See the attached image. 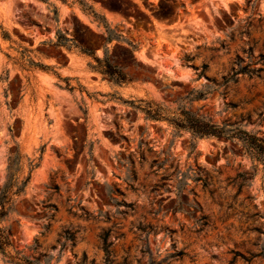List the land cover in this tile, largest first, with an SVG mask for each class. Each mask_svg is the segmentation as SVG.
Segmentation results:
<instances>
[{"label": "rangeland", "instance_id": "obj_1", "mask_svg": "<svg viewBox=\"0 0 264 264\" xmlns=\"http://www.w3.org/2000/svg\"><path fill=\"white\" fill-rule=\"evenodd\" d=\"M106 25L119 44H104ZM57 31L71 49L50 42ZM129 43L133 54L119 46ZM105 46L126 83L94 68ZM260 54L264 0H0V187L16 146L20 180L38 162L0 221L12 233L7 252L40 264H264V163L237 139L195 138L136 108L190 109L264 137V70L197 98L238 59L259 67ZM241 173L254 174L242 187ZM179 180L196 217H207L203 228L174 210ZM0 264L13 263L0 253Z\"/></svg>", "mask_w": 264, "mask_h": 264}, {"label": "trees", "instance_id": "obj_2", "mask_svg": "<svg viewBox=\"0 0 264 264\" xmlns=\"http://www.w3.org/2000/svg\"><path fill=\"white\" fill-rule=\"evenodd\" d=\"M106 30L108 34L104 38V44L112 42L116 40L118 44L121 42V35L112 36L111 30L106 25ZM69 41H72L71 38L66 37L60 31L56 33V40L50 41L56 46H67V48L71 49L72 44H69ZM121 48L133 54V48L131 43L129 46L119 45ZM80 51L88 54L93 55L94 52L91 49L85 47H79ZM99 65L94 66L97 70H99L102 74L107 76L109 80L116 84L126 83L129 79L127 74L117 65H114L108 57L107 48L105 46V57L104 59H99L95 57ZM29 61L39 66L43 70H50L49 65H45L40 62H34L33 60L29 59ZM241 60L238 59L236 64L237 67L232 70L230 74L227 76H223L221 82L218 83L216 87H210L206 89V91H197L198 95L197 98H204L207 94L212 93L215 90L220 89L223 87L226 90V87L230 83H236L240 75H246L248 77L260 76L262 71L264 70V54L259 55L258 63H260L259 67H253L252 64L241 65ZM63 80L67 81L68 78H63ZM69 86V83H67ZM137 109L143 111L147 117L151 119H166L168 120L177 131L187 130L189 131L193 137H209V136H217V137H225L228 139H237L239 140L243 146L245 147L246 151L249 155L259 161L264 163V137L257 135L256 133H252L240 126H229L226 125H219L213 122L211 119H206L202 115H198L197 113L193 112L190 109H182L178 115L170 116L164 113L163 107L159 105H155L152 102H147L144 105H137ZM195 145H192L191 152L194 151ZM22 153L19 148L16 146L11 152H9L8 159H7V175L4 184L0 187V221L6 219L11 213L14 212L15 208V198L16 196L21 195L24 193L25 188L29 182L30 174L32 170L38 166V162L34 163V161H30L29 163V174L22 180L18 177V172L21 169L22 165ZM166 160L157 164L156 171L163 167ZM156 163H154L155 165ZM242 177V181L240 183V187L246 185L247 182L254 176V174L246 175L245 173L239 174ZM196 181H201L202 186L206 187L208 182L202 175H197ZM187 184L184 180H179L177 184V188L179 190V196L181 201L178 203V206L175 207V211H184L191 217L196 219V222L203 228L208 220L207 217L204 215L200 218L196 217L197 211L199 209L197 203H189L187 200V196L183 193V187ZM118 192V190H116ZM115 191H109V194L112 196ZM112 198V197H111ZM113 201H116L117 204H123L127 208H132V203H127L125 201H119L116 198H112ZM141 232L145 233V248L149 251L147 238L149 235V230H147L146 226H139ZM11 236L12 233L9 228L5 226H0V253L3 256L7 257L10 262L13 264H40V257H36L34 260L28 259L26 256L18 253L16 256H12L7 252V247L11 246ZM65 242H71L72 245L76 242V231H69L66 230L64 233ZM102 242H103V249L108 256L110 254V246L112 244L109 241V232L106 231L102 234ZM51 257V256H50ZM246 260H250L249 258H245ZM45 264L50 262V259L45 261ZM160 262H158L159 264ZM150 264H157L154 260L151 261Z\"/></svg>", "mask_w": 264, "mask_h": 264}]
</instances>
